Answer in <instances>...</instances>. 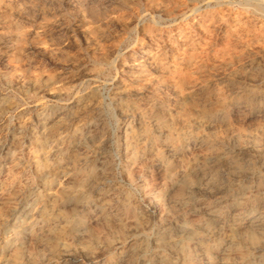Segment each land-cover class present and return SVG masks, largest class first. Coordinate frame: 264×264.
Masks as SVG:
<instances>
[{"label":"rangeland","instance_id":"1","mask_svg":"<svg viewBox=\"0 0 264 264\" xmlns=\"http://www.w3.org/2000/svg\"><path fill=\"white\" fill-rule=\"evenodd\" d=\"M0 264H264V0H1Z\"/></svg>","mask_w":264,"mask_h":264},{"label":"bare ground","instance_id":"2","mask_svg":"<svg viewBox=\"0 0 264 264\" xmlns=\"http://www.w3.org/2000/svg\"><path fill=\"white\" fill-rule=\"evenodd\" d=\"M1 1V0H0ZM3 1V0H2ZM155 1H157L158 2V0H155ZM159 2H161V1H159ZM7 23V22H6ZM12 26V25H11ZM199 32V31H198ZM203 34V33H202ZM197 35V34H196ZM17 39L18 40H22V36L20 35V33L18 34V36H17ZM27 39V38H26ZM141 53H142V51H141ZM45 54V53H44ZM143 54V53H142ZM143 56V55H142ZM142 61V60H141ZM144 63V62H143ZM148 63V62H147ZM146 64V63H145ZM252 240L253 241H255L256 240V238H252ZM16 257H18V254H16Z\"/></svg>","mask_w":264,"mask_h":264}]
</instances>
